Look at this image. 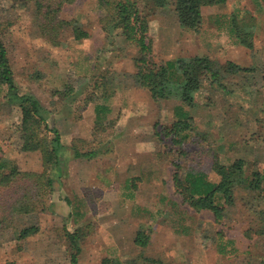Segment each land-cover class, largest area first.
<instances>
[{
  "label": "rangeland",
  "instance_id": "obj_1",
  "mask_svg": "<svg viewBox=\"0 0 264 264\" xmlns=\"http://www.w3.org/2000/svg\"><path fill=\"white\" fill-rule=\"evenodd\" d=\"M37 13L34 0H0V36L19 94L37 98L61 134L60 168L48 171L52 183L37 197L35 178L23 173L0 184V264H72L75 249L66 231L79 233V264H103L105 258L145 264L148 257L168 264H262L264 183L258 191L237 188L235 204L219 223L211 211L184 201L173 176L175 162L213 182L220 178L216 161L244 159L247 174L264 171L263 2L206 5L196 31L182 28L172 8H158L148 18L155 60L207 55L221 71L230 91L205 80L192 105L175 98L158 103L137 83L140 48L122 29L104 28L99 0L64 4L58 17L71 24L55 40L42 32ZM233 16L253 26L252 47L236 40ZM74 26L89 37L77 39ZM230 61L250 70L229 73ZM179 110L189 112L193 128L175 144L162 132ZM20 121L19 100L10 101L1 86L0 159L21 172H43L41 152L22 150ZM26 192L35 197L26 200ZM19 198L21 207L33 202L35 210L15 212ZM29 226L38 231L21 237ZM142 227L153 229L146 247L134 242Z\"/></svg>",
  "mask_w": 264,
  "mask_h": 264
},
{
  "label": "trees",
  "instance_id": "obj_2",
  "mask_svg": "<svg viewBox=\"0 0 264 264\" xmlns=\"http://www.w3.org/2000/svg\"><path fill=\"white\" fill-rule=\"evenodd\" d=\"M227 0H99L101 7L106 11L102 19L103 26L122 29L126 39L140 48V56L136 59L137 83L151 92L156 102L168 99H178L186 105H192L196 101V94L201 90L206 80L210 86L217 85L224 91H230L222 81L223 75L219 69L214 67L213 61L207 55H195L192 57H178L173 60L157 61L153 55L152 42L149 37L148 18L158 8H172L182 28L196 31L202 24V8L206 5L223 4ZM264 5V0H261ZM37 7V15L41 19V30L57 38L58 33L70 21L58 17L59 11L64 4L73 3L75 0H34ZM74 35L77 39L89 37V33L79 26H74ZM231 31L236 40L244 46L252 47L254 28L252 25L241 24L236 16L231 20ZM226 69L229 73H241L249 71L250 68L243 67L234 62H228ZM264 87V69L262 71ZM6 88V97L13 101L18 99L21 107V121L18 132L22 139V150L39 151L42 155L43 172H21L15 166H8L5 160L0 159V184L9 185L20 174L35 178V189L37 196L42 195V189L52 183L47 175L52 168H60V148L62 147L61 134L58 129L52 128L47 122L45 109L40 101L31 94H19L16 85L14 71L10 62L8 49L0 36V87ZM178 119L169 126L163 128L166 136L170 137L175 144L181 143L187 138L193 128V118L186 110H179ZM48 133L53 134L50 139ZM161 135L160 133H158ZM180 154L183 151H179ZM77 155L80 153L76 152ZM93 152H85L82 155L92 156ZM174 184L177 191L183 196L185 202L197 211H211L217 222L221 223L227 210L235 204V191L237 188L245 187L248 190L258 191L264 183V171L255 170L247 174V162L244 159H236L230 165L215 162V169L219 180L213 182L200 170L194 168L182 171L179 162H175ZM31 189V188H30ZM29 189V190H30ZM28 190V191H29ZM26 200H31L35 194L26 192L22 195ZM259 197V194L257 195ZM21 198L14 204L13 210L18 213H30L35 210V204L28 203L21 207ZM261 220L264 223V210L261 211ZM38 231L36 226H29L21 230V237H28ZM153 229L142 227L136 232L134 242L136 245L146 247L149 245ZM259 234H264V226L260 228ZM74 252L71 255V263L79 264L81 249L78 243L79 233L66 231ZM223 250V247L221 248ZM220 249V250H221ZM136 260L131 261L135 264ZM145 264H168L160 258H145ZM103 264H123L114 258H105ZM264 264V261L262 262Z\"/></svg>",
  "mask_w": 264,
  "mask_h": 264
},
{
  "label": "crops",
  "instance_id": "obj_3",
  "mask_svg": "<svg viewBox=\"0 0 264 264\" xmlns=\"http://www.w3.org/2000/svg\"><path fill=\"white\" fill-rule=\"evenodd\" d=\"M222 243H223V242H222ZM222 243L219 244V249H221L220 246H223ZM226 243H227V245H230V246L232 245V248H233L234 246H236V245H234L235 242H234L233 238L228 239V240L226 241ZM225 251H226V250H225V248L223 247V250L221 249V252H225Z\"/></svg>",
  "mask_w": 264,
  "mask_h": 264
}]
</instances>
